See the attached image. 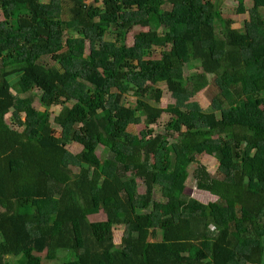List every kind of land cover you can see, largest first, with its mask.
<instances>
[{
    "label": "trees",
    "instance_id": "trees-1",
    "mask_svg": "<svg viewBox=\"0 0 264 264\" xmlns=\"http://www.w3.org/2000/svg\"><path fill=\"white\" fill-rule=\"evenodd\" d=\"M220 1L0 0V264L264 263V0L248 10L235 0L249 16L240 27ZM134 27L147 30L127 46ZM194 61L202 73L185 77ZM224 74L218 114L148 102L162 99L161 82L194 97L207 75ZM127 92L136 106L123 104ZM51 106H61L53 117ZM10 112L26 131L7 127ZM163 113L170 120L154 132ZM141 122L143 139L128 130ZM202 154L217 161L215 176ZM190 167L214 201L184 193ZM100 211L105 220L90 222Z\"/></svg>",
    "mask_w": 264,
    "mask_h": 264
},
{
    "label": "rangeland",
    "instance_id": "rangeland-1",
    "mask_svg": "<svg viewBox=\"0 0 264 264\" xmlns=\"http://www.w3.org/2000/svg\"><path fill=\"white\" fill-rule=\"evenodd\" d=\"M43 2H48L49 0H42ZM93 0H86L87 3H91ZM212 1V0H211ZM244 1V7L246 10L250 9L252 6V0H243ZM63 5H66V0H63ZM220 12L222 15V18L224 20H231L232 21V26L234 27H240L244 21L248 20V13L246 12L244 15H238L236 13V7L237 3L235 0H225V1H220L218 2ZM24 13V12H22ZM19 15V13H14L12 15V23L15 26L16 25V18ZM136 20H140L143 18V15L140 13L135 14ZM3 20L1 11H0V21ZM147 28H142V27H134L130 31L127 32L126 38H125V44L127 46L132 45L133 42V37L135 34L139 32L146 31ZM66 36V35H65ZM217 36H220L219 31H217ZM116 37V33L112 29H108L105 33L104 39L106 41H114ZM64 40H67L66 37ZM204 45H209L210 42H204ZM160 48H155L154 53H153V58H157L160 53ZM183 73L185 77H191L196 74L202 73L201 66L198 62L194 61L186 66L183 67ZM17 80V76H12L9 77V82L10 84H14ZM230 79L229 77L224 74L222 76H214V75H207L205 77V82L206 86L201 89L194 97H189L185 95H179V94H169L167 93L166 85L164 82H161L157 84L156 87L160 88L164 95L162 99L158 102L155 103L154 101H148L149 104L153 107L160 108V109H166L167 106L174 104L176 107L181 108L183 110H192L200 113H209V112H214V113H219L221 110L220 106L217 103V96H221L222 98H228L230 95V92L227 88L228 83ZM35 95H37V99L34 102V107L37 108L40 111L45 110V107L42 105L38 97L40 96V92L38 90L33 91ZM136 100L137 97L132 94V92H127L122 99L123 104L127 106L134 107L136 106ZM147 100V99H144ZM51 113V117L57 115L59 111L61 110V106H51L48 109ZM19 115L15 114L14 112H10L5 116V124L7 127L13 130H18V131H26L24 127L19 126L17 123V120L20 118L18 117ZM21 119H23L21 117ZM170 120L169 114L163 113L160 119L158 120L156 125L152 126V129L154 132H162L164 125ZM52 126L56 129H58V126L52 123ZM128 130L131 133H134L139 136L140 139L145 138L144 137V131H145V126L144 122H141L140 124L132 125L129 126ZM68 150H70L72 153H77L81 150V146L76 145V144H69L67 146ZM96 155L100 160L105 159L107 156V153L105 149L102 146H97L96 148ZM200 163L205 166L207 172L211 176L216 175L218 163L217 161L206 154H202L200 156ZM192 171L193 167L189 168V177L186 182L185 190L184 193L190 196L191 198H194L204 204L214 201L216 199L215 196L209 194L208 192L199 190L196 187L195 180L192 176ZM137 191L139 194H143L145 191L144 184L141 180H137ZM160 193L158 190L154 192V200H160ZM90 222H99V221H104L105 220V215L102 211H100L98 214L92 215L88 217ZM124 231V226L123 225H115L113 226V242L117 245L121 241L122 233ZM1 241V237H0ZM243 245L247 244V241L245 240H240ZM44 254H41L43 257ZM68 254H65L64 256L66 257ZM63 255H60L59 257H64ZM6 261L8 264H16L17 258L13 257H8L6 258ZM52 264H55L54 262ZM208 264V263H207ZM264 264V263H263Z\"/></svg>",
    "mask_w": 264,
    "mask_h": 264
}]
</instances>
